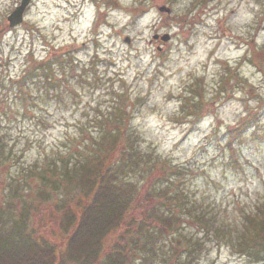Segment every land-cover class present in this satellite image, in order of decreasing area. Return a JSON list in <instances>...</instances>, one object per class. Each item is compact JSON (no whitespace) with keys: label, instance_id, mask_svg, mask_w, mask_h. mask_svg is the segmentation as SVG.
I'll return each mask as SVG.
<instances>
[{"label":"rangeland","instance_id":"rangeland-1","mask_svg":"<svg viewBox=\"0 0 264 264\" xmlns=\"http://www.w3.org/2000/svg\"><path fill=\"white\" fill-rule=\"evenodd\" d=\"M18 1L0 0V122L10 145L32 146L0 181L36 165L41 170L55 149L66 150V138L78 144L82 130L95 135L120 116L124 151L143 156L129 160L137 172L127 175L141 194L133 205L136 221L153 203L164 206L168 187L161 179L175 175L178 189L234 245L195 235L203 246L185 264H264V256L248 258L235 246L249 218L264 217V0H30L23 23L11 28L6 18ZM49 56L64 83L56 96L31 79ZM25 71L31 77L18 85ZM183 100L195 110L183 112ZM123 108L125 116L117 113ZM240 125L239 138L230 140L229 130ZM42 172L25 185L0 186V231L17 223L39 245L58 248L65 239L62 208L74 190L53 184L51 173L41 181ZM150 193L155 202L140 203ZM193 230L175 235L184 241ZM119 234L105 235L102 253L120 243ZM130 252L133 261L137 250ZM28 256L35 264H74L47 259L45 250Z\"/></svg>","mask_w":264,"mask_h":264},{"label":"trees","instance_id":"trees-1","mask_svg":"<svg viewBox=\"0 0 264 264\" xmlns=\"http://www.w3.org/2000/svg\"><path fill=\"white\" fill-rule=\"evenodd\" d=\"M53 60L56 58L49 56L48 59L38 61L37 71L39 73L31 79L35 82L34 86H38V84L44 86V93L51 92L50 94L56 96L57 93L53 91L64 88L62 87L64 83L61 85L62 81L55 77ZM57 62L60 63V60ZM29 72L25 71L17 79L18 85L31 77ZM21 87H17L16 93L20 95L18 97L24 95L21 92ZM181 107L182 111L187 113L195 110V105L192 102L187 103V100H183ZM125 108L121 113L120 111L117 113L125 116L127 114ZM187 115L191 116L192 114ZM119 117L115 118V123L108 129L103 124L96 127L93 131L95 135L91 130H82L79 145L73 144L75 139L66 138L62 145L66 150L61 151L60 147L55 149L51 164L47 162L44 169L42 168L43 170H38L39 167L35 164L36 167H29L26 172H24L25 169H22L23 171L19 172L14 179L13 176H10L5 181H0V186L8 190L14 184L25 185V181L28 182L31 177L37 178V175L43 171L39 175L41 181H46L48 180L46 177L50 178L53 175V184L55 183L57 186L65 184L68 189L72 187L74 190L71 193L73 201L69 204L66 203L62 210L61 220L65 236L64 241L61 242L62 245L58 248L49 244L39 245L38 240L20 230L19 225L15 223L11 227L13 231L9 230L8 233V228L5 234L0 231V264L8 262L35 264L37 259L28 255L44 250L47 259L59 257L63 261L66 259L67 262L74 264H96L100 261L102 264H132V262L136 263L138 259L140 264H166L167 262L168 264H178L180 260L184 259L183 264H185L187 263L185 260L198 256V252L203 246L202 238L193 240V236L198 234L213 238L216 243L226 240L227 245L229 243L231 247H234L231 239L221 236L216 222L213 223L214 221L207 218L200 205L190 197L188 198L189 195L186 192L178 189V180L174 179L175 175H172L174 178L170 176L161 179L163 182L165 181L166 188L168 187L167 193L166 189L164 191V206L153 203L155 200L152 193L146 196L144 194V199L140 203L153 201L152 211L145 213L140 222L136 221L133 215V205L139 201L138 198L141 194L136 196L137 185L129 182L127 175L134 171L137 172L135 166L129 165V160H133L137 155L139 159L143 156L134 149L124 151L127 148L124 141L126 135L119 131L120 125H122L120 120L118 121ZM3 127L6 128L0 122V174L9 172L14 166L15 162L13 161L20 156L22 158L32 146L26 143L21 149V144L10 145V142L4 137L5 134L2 133ZM240 129H242L241 125L229 130L230 140L239 138ZM16 146H19L18 149ZM120 155H125V159L120 160ZM44 159L48 160L49 156H44ZM50 173L51 175H49ZM43 184L49 183L43 182ZM32 186L34 185H29V187ZM171 189H174V194ZM66 198L68 200L67 196ZM187 199L191 203L187 202ZM193 206L196 207L198 213L194 211ZM184 218L185 220H183ZM251 220H253V225L248 232L247 225H250L248 223ZM248 221L245 225L247 231L240 235L235 246L242 251V255L259 260L264 256V217L258 220L250 217ZM131 224L134 225L130 226ZM186 227H193L194 230L190 232L191 237L184 235L185 240L180 241L175 234L181 235ZM116 230L120 231V243H115L110 252L102 253L103 238L109 232ZM133 234L137 235L131 238ZM39 238L41 240V237ZM55 249L58 251V255L54 252ZM133 250H137V253L134 255L136 259L132 261L130 256L133 254L130 251ZM100 252L102 254H99Z\"/></svg>","mask_w":264,"mask_h":264},{"label":"water","instance_id":"water-1","mask_svg":"<svg viewBox=\"0 0 264 264\" xmlns=\"http://www.w3.org/2000/svg\"><path fill=\"white\" fill-rule=\"evenodd\" d=\"M29 0H22V3L19 7H17L8 17H7V21L9 22V26L10 27H15L17 25H19L22 22V16H23V12L28 4ZM159 12L161 13H169V9L162 6L158 8ZM157 36L154 37V39H156ZM162 41H167L168 40V36H164L161 37ZM126 42H128V40H126Z\"/></svg>","mask_w":264,"mask_h":264},{"label":"flooded vegetation","instance_id":"flooded-vegetation-1","mask_svg":"<svg viewBox=\"0 0 264 264\" xmlns=\"http://www.w3.org/2000/svg\"><path fill=\"white\" fill-rule=\"evenodd\" d=\"M20 3V0L17 2V4L16 5H18ZM29 7V6H28Z\"/></svg>","mask_w":264,"mask_h":264}]
</instances>
